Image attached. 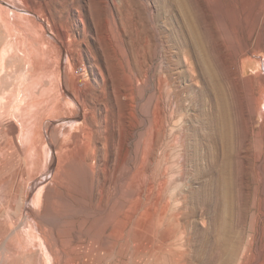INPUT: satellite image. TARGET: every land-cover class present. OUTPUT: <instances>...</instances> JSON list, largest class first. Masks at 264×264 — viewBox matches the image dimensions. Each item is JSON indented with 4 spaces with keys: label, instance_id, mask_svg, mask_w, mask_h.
<instances>
[{
    "label": "rangeland",
    "instance_id": "obj_1",
    "mask_svg": "<svg viewBox=\"0 0 264 264\" xmlns=\"http://www.w3.org/2000/svg\"><path fill=\"white\" fill-rule=\"evenodd\" d=\"M260 1L186 0L207 49L208 68L214 71L215 80L219 79L215 81L219 83V93L226 95L223 94V109L232 122L233 146L237 152L241 150L247 161L260 155L264 139V28L259 29L261 33L250 53L239 45L240 41L230 37L229 25L240 6L245 4L255 10L264 5V0ZM4 2L12 8L0 4V149L9 141L12 147L8 144L7 152H0V180L9 178L7 195L15 194L16 198L13 203L0 198V264H134L135 259L120 248L125 242L117 248L116 240L106 236L103 229L106 216L120 203L118 188L126 172L124 161L137 146L141 150L137 161L139 193L157 192L165 183L169 209L184 204L180 230L185 231L187 238L200 245L208 236L211 243L217 238L215 227L227 225L233 233H226V237L231 241L240 238L243 245L255 233L258 224L252 215L262 207L263 188L253 162L236 164L238 191L231 194V207H216L215 194L207 196L201 192L207 169L201 165V176H197L191 158L195 153V133L205 135L207 130L202 127L209 126L216 112L211 89L216 85L200 68L185 35H174L182 41L179 48L168 39V23L175 22L180 14L171 0H162V9L157 0ZM110 9L115 14L113 22ZM36 18L45 22L44 35ZM62 68L72 95L85 100L86 118L70 122L68 119L78 112L70 104L66 107L68 113L62 114L66 119L56 122L52 129L69 130L62 140L63 148L81 138L90 145L87 152L93 156L92 168L77 167L74 175H66L68 187L53 182L54 176L48 173L47 156L51 151L46 146L42 167L37 165L35 171L37 154L30 140L40 124H50L49 118L57 120L59 114L54 109L59 101ZM28 71H32L30 75ZM182 117L186 155L180 157L177 149L181 141L177 137ZM160 125L161 157L153 162L155 154L144 157L143 150L149 154L147 139L158 137ZM145 131L149 135L141 137ZM28 147L32 148V155ZM54 152L58 154L59 149ZM152 163L156 168V187L150 191L152 178L147 172ZM38 179L47 180L28 201L27 195ZM38 195L41 200L36 199ZM25 204L31 208L30 213L22 209ZM32 224H44L38 237ZM80 230L81 241L71 243L69 239ZM111 247L115 249L112 251Z\"/></svg>",
    "mask_w": 264,
    "mask_h": 264
},
{
    "label": "bare ground",
    "instance_id": "obj_2",
    "mask_svg": "<svg viewBox=\"0 0 264 264\" xmlns=\"http://www.w3.org/2000/svg\"><path fill=\"white\" fill-rule=\"evenodd\" d=\"M244 1H247V0H244ZM157 2L159 6L162 3V0H157ZM171 2H172L171 5L175 9L177 8V10L180 11V14L179 13H178L179 15L177 14L178 16H176L177 18L175 22L170 21L168 23V29H169L168 39L174 44L175 47L179 48V47H182V43H181L182 41L180 40L178 41L177 40L178 38H176L174 35L176 34L179 36L185 35L187 37L188 43L190 44V46L193 47V50L196 54V58L198 62H200L202 65L200 68H202L204 74L209 78L208 80L211 79L213 81L212 84L216 85V87L215 86L211 87V89L213 90L212 95L217 96V97L214 96V100H215L214 104L216 107V112L214 113L213 119L211 123L209 124V126L205 125L202 127V130H204V127H205V130H207L206 134L203 135L201 133H198V131L195 133L196 135V139L194 140L195 153L192 155V158H191V161L196 167L197 176H201L200 171H199V168L201 165H205L207 169L206 170V182L204 183V186L202 185L203 187L201 189L202 190L201 192H203L207 196L210 194H215L216 207L217 206L231 207L230 206L231 194L234 193L235 191H238L236 183H235L236 164L237 163L249 164L250 162L251 163L253 162L255 166V173L259 177L260 184L262 185V188H263V195H262L263 198L261 199L262 207H259V209L257 210V214L252 215L253 222L258 224V228L257 230H255V233L250 234L247 237L243 245L239 243L240 238L239 240L233 238L231 241L229 240V238L226 237V233H229V234L230 232L233 233V230L227 225L215 227L217 238H214V239L212 238L213 241L211 243L209 241L210 239L208 240L209 238L208 236H204L203 241H201L200 245L193 242L190 238H187L185 231L183 232V230L182 231L180 230L182 226V220H184V217H185V211H184L185 208H183L184 204H183V207H181L183 203L181 202L180 204H178L180 205V207H174L173 209L172 208L169 209L170 207L169 202L164 195V185H166L165 183L163 185L161 184V187L158 188L159 190L157 192H154V193L150 192L149 194H142V195L139 193L137 189V173H138L137 161L139 158V154L141 153V150H140V147H138L137 143L135 142V146H137V148L134 152H131L126 157L124 161V167L126 169L125 170L126 172L121 180L119 178L120 180V185H119L120 188H118L119 195H120L119 206L112 212V214H110L109 216H106L107 222L104 224L105 227L103 230L105 233H107L106 236L114 238L116 240L117 248H119L118 244H122L123 242H125L124 244L120 246V248H124L125 251L128 253V255L131 257V259H135L133 260L135 261L133 262L134 264H264V157H261V154H264V139L262 140L263 143L261 145L260 155H258L257 157L255 156L256 158L255 159L252 158L253 160L251 159V161H249V158H248V161L242 158L240 149H239L240 151L237 152V150L233 146L232 122H231L230 116L226 113L225 109H223V106H224L223 94L225 95V93L224 92L219 93L220 88H218L219 85L217 86L216 84L218 82H215L216 80H219V79L215 80V78L217 77H215L214 71L212 70L211 67L208 68V65H207L208 62L206 59L207 49H205L203 38L201 37L199 28L194 19L193 10L188 5L186 0H171ZM259 2L261 3L260 0ZM0 4L6 5V7L7 6L10 7V9L12 8V6L9 4H6L4 0H0ZM164 5L166 6V4ZM161 6L162 4L160 5V9H162ZM263 6L255 10H251L247 8L245 4H243L242 6H240L238 15H234V21H232V25H229L232 27V29L230 27L231 29V32L229 34L230 37L236 39L237 41H240L239 45L245 48V52L251 51L253 45L257 41L258 35L261 33L259 32V29L264 28V7ZM10 9L9 11H11ZM114 15L115 14H113L112 9H110V18H111L110 21L112 22L114 21ZM36 20L38 22L39 27L43 29L42 30L43 32H41L43 34L45 31V27H46L45 22L41 21V19L38 20V18H36ZM63 39L65 40L64 35H63ZM64 54H65L64 49H62V52L60 55L61 58H63ZM62 67H63V61H62ZM203 67L205 68L206 71L203 69ZM29 72H32V71H28V73ZM60 76H61V80H58L60 81L59 101L57 102L55 109H54L55 112L59 114L57 115V117L54 116L57 118V120L54 121L55 119L51 120V118H49L50 124H46L45 122L42 124V126L39 123L40 124L39 129L36 131V133L34 132V134L32 135L34 136V139H31L32 138L31 137L30 140H32L31 142L33 143L31 144H33L36 148L35 155L37 154V161L36 163H34V165H36L35 171L37 170V165L38 167L39 166L42 167V163L44 161L43 157L46 155L44 152V149L48 147L51 151L49 156H47L48 158L47 159L48 160L47 169L49 170L48 173L54 176L53 182H57L59 186H62L63 184L68 187L70 184L66 183L65 181L68 182L69 177H66V175L67 176H70L72 174L74 175L75 171L77 170V167H82L86 169L92 168L91 160L93 156L88 154L87 152L90 145L86 144V142H84V139H81V138H77V139L75 138V142L72 145L63 148L62 140L64 137L67 136V134L69 133V130L67 129L62 132L60 128H55L54 130L52 129L53 126L56 125V122L63 123L65 117L62 116V114H64V111L67 112L68 108L66 107L68 105L70 106V104L75 105V107L78 109L77 110L78 112L76 113L75 117L68 119L70 122L73 121V124H74L75 122H78L79 120H82L83 118L84 119L86 118L84 111H83V108L85 106L84 104L85 100H80L79 98H75L72 95L73 93H71L70 82L68 81L69 79L66 77V74L63 71V68L61 70ZM263 80H264V77H263ZM26 83H28V86H29L30 82L27 81ZM28 86H26V88ZM29 90H31V88ZM32 90L34 89L32 88ZM179 92L180 94L182 93L181 91ZM216 93L217 94L219 93V95H217ZM22 101H25V100H22ZM22 101L21 103L22 105H24ZM258 105H261V104H258ZM85 122L87 123L86 120ZM179 123H180L179 124L180 134L178 135L177 139L178 140L180 139L181 144L179 145L177 152H178V156L183 157L186 151L185 126H184L185 124H184L183 117L180 119ZM85 129L87 128L85 127ZM12 130H13L12 128L9 129L10 134L12 133ZM99 133L103 134V132H99ZM162 133H163L162 126L160 125V132H159V135H157L158 137L155 138L154 137L155 135H154V136H150L147 139L148 142L150 143L149 154L146 153L145 149L143 150L144 157L152 153L155 154L153 162L157 161V159L161 157L160 150L162 146H159L158 139L161 137ZM93 134L95 135V133ZM145 135H149L148 132L145 131L141 133L140 136L142 137ZM88 139L91 140V138H88ZM27 142L29 143V140ZM8 144L9 146H11L12 144L11 141H9L5 147H2L0 149V152H5ZM31 144L29 146L34 147ZM160 144L163 145L162 143ZM31 149H29L28 147V150L30 151L28 153L32 155ZM56 149H59L58 154L54 152ZM162 157L164 158L165 156L162 155ZM34 165H32L33 168H34ZM152 165L153 167L149 171L147 170L148 175H150V177L152 178L150 191H153V189H155L156 187L155 186L156 168L154 167L155 164L152 163ZM62 173L63 174L65 173L64 177L61 176ZM18 175L19 177L22 176L21 174H18ZM46 180L47 179H45L44 181H39L38 179L37 181H35V183L33 184V187H31V190L30 191L28 190L29 191L28 195L26 192L28 201H30L29 199L32 196L33 192L36 190V188L39 187L41 184L45 183ZM8 186H9V178L0 180V198L13 203V201H15V198H16L14 196L16 195L15 194L7 195L6 188ZM146 188H148V186H146ZM51 190L52 188L48 189V191H51ZM48 198L49 196L47 193L45 197L46 203H47ZM36 199L41 200V196L38 195ZM22 209L26 211L27 213H30L32 211L31 208H29L26 204L23 206ZM47 209L48 208H46V210ZM29 218L31 219L30 216ZM43 225L44 224L35 227L34 224H32L34 235L38 237V233L41 232V228L43 227ZM82 237H83V232L80 230L73 236V239L70 238L69 240L71 243L78 244L81 241ZM50 246L51 245L48 243L47 247H50ZM109 249L113 251L115 247L114 249L112 247Z\"/></svg>",
    "mask_w": 264,
    "mask_h": 264
}]
</instances>
